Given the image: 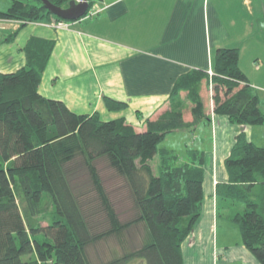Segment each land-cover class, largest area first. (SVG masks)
Here are the masks:
<instances>
[{"label":"trees","instance_id":"1","mask_svg":"<svg viewBox=\"0 0 264 264\" xmlns=\"http://www.w3.org/2000/svg\"><path fill=\"white\" fill-rule=\"evenodd\" d=\"M49 1L62 8L77 2ZM88 2L83 18L97 0ZM1 19L20 22L6 31L7 43L28 23L62 20L38 0H12L0 11ZM54 46V41L33 37L26 65L0 73V264H94L91 246L122 238L140 225L145 230L142 245L101 264L133 259L185 264L183 244L203 210L205 153L189 149L188 160L179 162L176 151L159 145L174 132L193 131L212 119L201 96L207 73L194 70L181 77L170 95V109L148 119L139 131L122 118L105 121L98 113L77 114L63 101L43 97L39 85ZM182 92H187V105ZM213 102V114L232 124L264 122L257 90L239 67L237 48L216 50ZM106 104L116 111L127 107L109 98ZM187 108L191 122L184 119ZM103 163L118 179L114 198L104 185ZM225 166L228 182L217 186V211L239 225L242 244L264 264V146L241 131ZM80 174L87 181L79 183ZM49 203L55 212L43 226L39 217ZM101 216L100 223L94 222Z\"/></svg>","mask_w":264,"mask_h":264},{"label":"crops","instance_id":"2","mask_svg":"<svg viewBox=\"0 0 264 264\" xmlns=\"http://www.w3.org/2000/svg\"><path fill=\"white\" fill-rule=\"evenodd\" d=\"M233 6L243 13L242 17H232ZM91 12L89 17L72 22L69 29H56L51 22L28 23L10 43L4 42L6 31H14L19 25L0 28V73H14L26 65L31 38L54 41L39 93L63 101L77 114L98 113L105 121L122 118L139 131L148 119L170 109V95L181 77L194 70L215 72L219 48L239 50V67L254 87L247 60L250 56L244 46L260 37L258 28L249 23L264 20V0H97ZM252 55L254 70H262V55ZM254 88L261 102L264 91ZM201 96L212 119L201 122L193 131L170 135L184 137L186 160L182 158L181 162L188 160L189 149L205 153L206 158L203 210L188 243L183 244L185 264H259L242 243L234 249L226 245L218 250L215 246L214 230L219 219L230 222L227 213L221 216L217 211V186L228 182L225 161L244 130L226 117L213 114V77L208 75L203 81ZM107 98L124 102L127 107L110 110ZM184 119L193 120L190 108L184 111ZM207 126L212 141L196 135L199 128L205 130ZM249 130L245 132L253 142Z\"/></svg>","mask_w":264,"mask_h":264},{"label":"rangeland","instance_id":"3","mask_svg":"<svg viewBox=\"0 0 264 264\" xmlns=\"http://www.w3.org/2000/svg\"><path fill=\"white\" fill-rule=\"evenodd\" d=\"M79 1L80 0H77V2ZM11 4H12V0H0V11L5 12L11 6ZM231 15L234 18H238L240 16L242 17L243 13H241L238 10V8L233 6L231 9ZM7 25L13 27L14 25H20V22L14 20H3V19L0 20V28H5ZM249 25L252 28L253 27L258 28L259 31L258 35L260 36L258 40L253 39L255 42L252 45H250L251 42H248L244 46V52L247 53L248 56H250L248 57L247 60L250 63V67H251V69H249V72L251 74L250 75L251 83L257 89H262L259 91H264V66L262 70H254L253 67L254 60L252 55L253 53L254 54L259 53L264 58V20L260 21L259 23H254L253 20V23H249ZM255 31H257V29H255ZM261 67H262V63H261ZM262 94H263L262 95L263 99L261 98L260 103L262 109L264 110V92ZM185 98L186 96L181 95V99L187 105L188 102L185 100ZM239 127L243 128V130L246 131L247 133L248 130L250 129L249 133H251L252 131L253 142L259 146H264V122L257 126L239 125ZM170 135H168L165 138V140L159 145V147L174 148V150H176V153L178 154L179 162H181L182 158L186 160V148L182 142L184 137L181 136V134H177L175 136H170ZM196 135L199 136L201 139L212 141L211 129L208 126L207 128H205V130L199 128ZM194 143H190V145H192L193 147ZM152 165H155V162H153ZM101 168L102 170H100V172L104 180V185L111 194V198H114L113 188L115 186V182H117L118 179L116 176H113L110 173L111 171L107 168L106 164L103 163ZM87 179L88 178L85 174H80L77 181L79 183L81 182L83 183L87 181ZM53 212H55V208L49 203L47 213H44V215L39 217V220L42 221L43 226L48 225V223L52 219ZM131 217L132 215L121 216L122 220H128ZM99 219L100 221H102L104 218H102V216L100 218L97 217L94 220V222H99ZM144 235H145L144 227L140 225L133 227L132 229L127 231L122 238L113 236L104 239L89 248L90 258L92 259V262L94 264H101L102 262H107L115 258H120L121 256L124 255L126 251L140 247V245H142ZM188 241L189 239L185 241L184 245H186ZM214 242L218 250L226 245L231 246V249L237 248L239 246L238 243H242V236L239 225L233 222H229L228 224H225V221L219 219L218 226L214 230ZM185 258L187 262H189V258L187 255H185ZM127 264H143V262L139 259H133L130 260ZM214 264H216V262ZM219 264H224V263L219 262ZM228 264H240V261H231L228 262Z\"/></svg>","mask_w":264,"mask_h":264},{"label":"water","instance_id":"4","mask_svg":"<svg viewBox=\"0 0 264 264\" xmlns=\"http://www.w3.org/2000/svg\"><path fill=\"white\" fill-rule=\"evenodd\" d=\"M38 1H41L45 8L54 16L66 21H78L82 19L90 9L88 0H82V2L71 1L67 8L56 6L49 0Z\"/></svg>","mask_w":264,"mask_h":264},{"label":"built area","instance_id":"5","mask_svg":"<svg viewBox=\"0 0 264 264\" xmlns=\"http://www.w3.org/2000/svg\"><path fill=\"white\" fill-rule=\"evenodd\" d=\"M79 2H82V0H80ZM89 15H92V12H90ZM89 15L86 16L85 18L89 17ZM85 18H83V19H85ZM71 23L72 22H70V21L56 20L55 22L52 23V26L56 29H69L71 26ZM207 73H208L210 78L214 77L213 71L209 70Z\"/></svg>","mask_w":264,"mask_h":264}]
</instances>
